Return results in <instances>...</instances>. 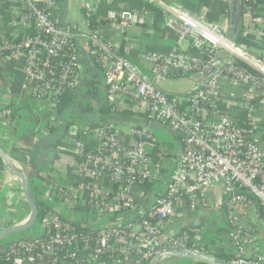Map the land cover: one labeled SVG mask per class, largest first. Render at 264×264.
I'll return each instance as SVG.
<instances>
[{"label":"built area","instance_id":"built-area-1","mask_svg":"<svg viewBox=\"0 0 264 264\" xmlns=\"http://www.w3.org/2000/svg\"><path fill=\"white\" fill-rule=\"evenodd\" d=\"M132 1L137 4L130 6ZM241 1L247 10L253 4L264 6V0ZM73 3L83 15L84 29L69 19L75 10L71 0H16L11 17L0 19V57L24 60L22 91L47 118L44 136H56L58 108L67 99L78 103L84 88L95 93L84 90L87 104L95 101L100 106L105 100L113 110L124 107L126 111L144 104L148 122L174 135L179 149L161 143L150 124L125 130L115 123L79 129L73 165L78 181L64 187L51 180L49 195H37L46 208L35 226L0 241V264H151L155 256L171 249L215 256L227 253L232 256L227 264H264V255L248 254L255 237L240 224L246 210L258 208L264 216V120L256 123L248 117L243 122L247 127L240 126L214 98L220 79L246 85L249 92L240 107L251 113L250 97L264 91V56L240 50L179 4L167 6L161 0ZM146 3L162 9L176 34L175 47L168 54L146 57L149 71L125 59L120 46L103 32L108 28L124 33L151 25L153 16L143 8ZM259 24L264 26V16ZM184 44L190 52L182 50ZM221 51L229 53L230 59L207 85L186 97V106L183 98L156 86V82L189 80L205 73L219 63ZM237 59L260 76L239 67ZM11 106L0 110L2 127L14 118ZM154 149L158 150L152 156ZM5 170L0 163V232L25 227L31 216L21 183L11 173L13 181L6 183ZM7 186L12 190L5 195ZM217 188L222 192L215 198L211 192ZM5 198L9 205H4ZM20 205L28 211L15 221ZM224 207L233 228L230 252L196 227L191 230L193 237L182 230L168 231L186 214ZM1 213L9 216L4 219ZM7 238L10 242L5 243Z\"/></svg>","mask_w":264,"mask_h":264},{"label":"crops","instance_id":"crops-1","mask_svg":"<svg viewBox=\"0 0 264 264\" xmlns=\"http://www.w3.org/2000/svg\"><path fill=\"white\" fill-rule=\"evenodd\" d=\"M167 6L179 4L184 9L195 13V15L215 27L220 34L228 33L229 29V0H161ZM137 2H129L130 6H135ZM127 7V4L124 5ZM16 9V0H0V19L11 17ZM264 16L257 5H252L243 16V36L242 44L239 48L244 52L252 55L264 54V26L259 24V19ZM168 19H164L158 27H154V19L151 25L141 27L135 26L125 30V32L117 30H109L104 28L103 32L106 37L121 46L124 45L122 56L130 62L137 65L143 71H149L150 63L146 57L150 53H159L162 55L168 54L174 47L176 41L175 32L169 27ZM184 52H190L191 48L188 44L182 46ZM24 60L16 57L6 56L0 57V110L6 104H12L13 107L19 108L14 111V118L10 125L2 127V147L12 159L17 167L27 174L34 173L38 165V157L42 151L48 152L45 161H51L55 158V162L44 167L38 177L31 181L32 188L41 189L39 195L47 192L49 195L48 178L53 180L56 185L70 186L75 184L79 176L74 171L73 165L76 161V146L74 138L78 136L83 127L80 126L81 120H86L88 123L86 128H92L95 124H110L115 123L125 130L131 126H142L150 124L156 133L158 140L161 143L169 145L174 151L179 149V143L176 137L166 132L159 124L149 123L146 118V107L144 104H137L131 111H126L124 107H119V111H126L131 115L111 114L107 115L102 112L105 107L86 103L85 91L95 96V93L89 89H82V95L79 97L78 103L67 99L63 102V106L58 108L54 133L44 136V125L47 118L42 116V113L37 107L30 104L22 91L24 82ZM92 77V75L90 76ZM91 81V80H89ZM184 81V80H183ZM187 83L182 87L175 86V80L156 82V86L164 92L170 94H185L193 88L191 78L186 80ZM94 82V81H92ZM88 87L90 88V84ZM218 90L215 92V100L218 105L229 112L232 117L238 122H247L248 117L254 121L261 122L264 120V91L257 92L250 97L252 101L251 113L240 107V104L246 99L249 92V87L238 84L230 79H220ZM85 85V82L82 83ZM94 84L91 89H94ZM85 90V91H84ZM76 105V106H75ZM86 106V107H85ZM97 111H99L97 113ZM84 115V116H83ZM68 125V126H66ZM77 126L78 132L75 134L70 132L72 126ZM80 129V130H79ZM126 136L128 134L124 133ZM62 137L58 142L53 143L58 137ZM129 139V138H126ZM53 143V144H52ZM131 143V141H130ZM54 150V151H52ZM158 149H154L151 155H155ZM155 151V152H154ZM3 179L6 183H12L13 178L8 171H4ZM42 182V185L39 183ZM11 188L8 186L3 189V193L8 195L11 193ZM221 188H217L211 192L213 197H218L221 194ZM36 194V193H35ZM36 197L37 194H36ZM4 205H9V199H3ZM225 207L222 209H204L195 213H189L182 218H178L172 225L168 226L169 233H178L184 228L196 227L205 230L206 236L213 240L216 244L223 246V251H231V234L233 228L226 219ZM26 205L19 206L17 219H21L23 214L27 213ZM243 212V211H242ZM4 219L9 214L1 213ZM243 218L240 224L244 229L253 233L255 243L248 247L249 255H264V216L260 209H250L243 213ZM228 252V253H229ZM107 264V263H102ZM115 264V263H108ZM160 264H185L183 260L166 258Z\"/></svg>","mask_w":264,"mask_h":264},{"label":"water","instance_id":"water-1","mask_svg":"<svg viewBox=\"0 0 264 264\" xmlns=\"http://www.w3.org/2000/svg\"><path fill=\"white\" fill-rule=\"evenodd\" d=\"M229 16H230L229 17L230 20H229L228 33L227 34L223 33V35L232 44L237 46V42L242 34V29H243L244 13H243V5L241 0H229ZM229 59H230V54L225 51H221L218 56L219 63L212 66L205 73L195 74L191 76V80L193 81V88L190 91H188L185 94L176 95V94H170L168 92H166V94L180 98L189 97L190 95L201 90L205 85H207V83L211 79H213L214 76L219 74L223 66L226 65ZM98 112L99 111H97V113ZM69 131L76 134L78 132V128L77 126L73 125L69 129ZM62 137L64 136L62 135L61 137H58L53 143L58 142L59 140L62 139ZM47 155L48 152L44 153V151H42V154L39 155L37 160L38 165L33 174L29 175L25 171L19 169L13 163L12 159L9 157V155L2 147V126L0 121V159L5 169L9 173H11L16 179H18L19 182L21 183L23 194L26 198L27 204L29 205L31 211L29 223L25 227H20V228L10 227L4 229L3 231L0 232V241L9 236L26 233L35 226L39 216V206H38V199L35 197L33 193L31 181L34 180L36 177H38V175L40 174V172L44 167L55 162V158H53L51 161H45ZM166 258L189 260L203 264H227L226 262L222 261L220 258H218L215 255L203 254L192 250L182 251L179 249H171L158 254L157 256L154 257L151 264H160Z\"/></svg>","mask_w":264,"mask_h":264},{"label":"trees","instance_id":"trees-1","mask_svg":"<svg viewBox=\"0 0 264 264\" xmlns=\"http://www.w3.org/2000/svg\"><path fill=\"white\" fill-rule=\"evenodd\" d=\"M242 5H243V13H245L247 11V9L244 6V3H242ZM143 8H145L146 11H148L149 13L152 14L153 19H154V27H158L162 23V21L164 20V18H165V13L162 11V9L160 7H158L157 5L148 4V3L144 4L143 5ZM259 8L260 9H264L263 3H259ZM92 26L95 27V22L94 21H92ZM243 32L244 31L242 29V34H241V36H240V38H239V40L237 42V47L238 48H240L241 47V44H242ZM119 49H120V52L122 53L123 50H124V45H121L119 47ZM260 56L262 57V56H264V54L263 55H260ZM236 63H237V65L239 67H243V68L247 69L253 75L260 76V74L255 69H253L249 65L245 64L244 62H242V61H240V60L237 59L236 60ZM183 100L185 102L184 105L186 106L187 105L186 104L187 98H183ZM11 108L13 109V116H14V113H15L14 111L18 110L19 108L13 107V105L11 106ZM102 112L105 113V114H107V115H111V114L131 115V114L127 113L126 111L122 112V111H119V110H113V108L112 107H109L108 105H106L105 107H103ZM239 125L240 126H243V127H247V125L245 123H243V122H240ZM0 163L2 164L1 159H0ZM47 180H48L47 182H48V185H49L50 191H51L53 189V186H51V179L48 178ZM116 188H117V186L116 187L115 186L113 187V189H116ZM147 188L150 189V185ZM33 193L36 196L35 189H33ZM38 206H39V216L41 217L43 215V209L46 208V205L43 202H41V201L38 200ZM193 228H195V227H193ZM193 228H184L182 231H184V232L186 231L188 233H191V237H193L194 234L191 232V230ZM216 256L218 258H220L224 262L229 261V259H231V257H232L230 254H227V253H220V254H217ZM132 258H133L132 259L133 262H135L137 260L135 255H133ZM194 264H203V263L195 262Z\"/></svg>","mask_w":264,"mask_h":264},{"label":"rangeland","instance_id":"rangeland-1","mask_svg":"<svg viewBox=\"0 0 264 264\" xmlns=\"http://www.w3.org/2000/svg\"><path fill=\"white\" fill-rule=\"evenodd\" d=\"M72 2V5L73 7L75 8V10L72 12L69 13V19H73L79 26L81 29H84L85 28V23H84V19H83V15L81 14V12L77 9L76 7V4H74V0H71ZM185 83H187L186 80H175V86L177 87H182L183 85H185ZM88 122L86 120H81V123H80V126L84 128V126H87ZM39 185H42V182L39 183ZM41 192V189L37 190L36 194L39 195V193ZM227 219V217H226ZM203 235L205 237H208L206 236V232L205 230L203 231ZM20 235H14V236H11V238H16ZM10 242V239L7 238L6 242L5 243H8ZM185 264H194L195 262L193 261H189V260H183Z\"/></svg>","mask_w":264,"mask_h":264},{"label":"bare ground","instance_id":"bare-ground-1","mask_svg":"<svg viewBox=\"0 0 264 264\" xmlns=\"http://www.w3.org/2000/svg\"><path fill=\"white\" fill-rule=\"evenodd\" d=\"M237 55H239V54L237 53Z\"/></svg>","mask_w":264,"mask_h":264}]
</instances>
